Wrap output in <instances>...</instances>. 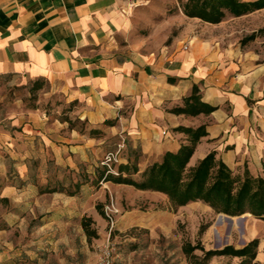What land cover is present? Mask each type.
Returning a JSON list of instances; mask_svg holds the SVG:
<instances>
[{
	"label": "rangeland",
	"instance_id": "1",
	"mask_svg": "<svg viewBox=\"0 0 264 264\" xmlns=\"http://www.w3.org/2000/svg\"><path fill=\"white\" fill-rule=\"evenodd\" d=\"M186 1L127 0L122 44L156 55L213 38V53L234 51L238 60L264 66V10L211 25L187 18ZM81 109L45 79L0 76V264H101L106 254L110 264H190L182 250L187 243L200 242L205 250L243 247L251 217L234 218L230 226L217 223L219 216L200 202L174 209L163 195L98 183L109 153L116 154L106 166L110 173L126 164V139L102 131L107 125L92 129ZM42 136L53 148L42 145ZM8 187L14 193L2 202ZM111 205L117 210L113 228L105 217ZM85 220L95 237H87Z\"/></svg>",
	"mask_w": 264,
	"mask_h": 264
},
{
	"label": "crops",
	"instance_id": "2",
	"mask_svg": "<svg viewBox=\"0 0 264 264\" xmlns=\"http://www.w3.org/2000/svg\"><path fill=\"white\" fill-rule=\"evenodd\" d=\"M126 2L0 0V76L45 79L59 86L68 101L82 106V118L92 129L109 122L102 131L140 149V171L184 143L176 127L205 125L207 136L190 165L215 151L235 175L246 170L264 177V66L238 60L234 51L220 58L212 51L213 38H194L186 48L156 55L141 53L132 43L123 45ZM194 85L201 101L216 110L196 117L169 113L183 105ZM41 143L54 145L46 136ZM13 193L8 187L2 198ZM243 232V246L259 240L254 263L264 264V220L254 219ZM222 258L240 261L215 257L211 263Z\"/></svg>",
	"mask_w": 264,
	"mask_h": 264
},
{
	"label": "trees",
	"instance_id": "3",
	"mask_svg": "<svg viewBox=\"0 0 264 264\" xmlns=\"http://www.w3.org/2000/svg\"><path fill=\"white\" fill-rule=\"evenodd\" d=\"M261 10H264V0H187L182 5V12L187 18L211 25L222 23L227 16L239 18ZM254 38L255 35L252 34L242 43ZM215 110L216 108L201 101L199 89L194 85L191 94L183 100V105L168 112L177 116L196 117L201 114L208 116ZM104 124L110 125L109 122ZM95 131L90 130V133H97ZM173 131L184 136V143L177 151L164 153L159 161L148 164L141 171L140 149L133 148L124 140L127 150L126 164H119L116 174L110 173L104 166V169L97 171L96 181L129 186L140 192L161 194L174 209L200 202L217 215L224 214L234 218L248 216L264 220V177H252L246 170L242 176L235 175L216 157L215 151H210L194 165H190L198 144L207 136L205 125L179 126ZM132 153L135 154L133 160ZM134 176L138 179H134ZM74 188L77 192L78 182L74 184ZM6 200L1 199L2 202ZM83 227L88 238L95 237V232L89 229L87 220ZM202 232L203 228L199 230V234ZM258 243V239H253L239 249L228 245L216 250H205L200 242L195 245L187 243L182 250L190 264H210L215 257L240 259L236 264H255ZM195 251H199L201 255H194Z\"/></svg>",
	"mask_w": 264,
	"mask_h": 264
},
{
	"label": "built area",
	"instance_id": "4",
	"mask_svg": "<svg viewBox=\"0 0 264 264\" xmlns=\"http://www.w3.org/2000/svg\"><path fill=\"white\" fill-rule=\"evenodd\" d=\"M186 48V46L184 47ZM116 161V154H113V153H109L105 159H104V162L102 163L104 166H107L109 167L111 163L115 162ZM117 213V210L114 208L113 205L111 206H107L105 208V217L107 219V222L108 224L110 225V228H113V225H114V220H113V217L114 215ZM101 264H110V261H109V254H106L104 256V258L102 259L101 261Z\"/></svg>",
	"mask_w": 264,
	"mask_h": 264
},
{
	"label": "water",
	"instance_id": "5",
	"mask_svg": "<svg viewBox=\"0 0 264 264\" xmlns=\"http://www.w3.org/2000/svg\"><path fill=\"white\" fill-rule=\"evenodd\" d=\"M218 216H219V218H218L217 223H221L223 221H226L230 226L233 225V219H234V217H229V216H226L224 214H219ZM243 217L244 216L236 217V218L239 220V219H243Z\"/></svg>",
	"mask_w": 264,
	"mask_h": 264
}]
</instances>
